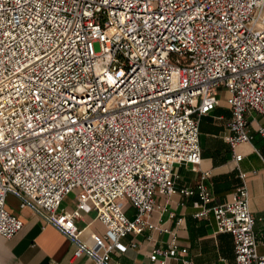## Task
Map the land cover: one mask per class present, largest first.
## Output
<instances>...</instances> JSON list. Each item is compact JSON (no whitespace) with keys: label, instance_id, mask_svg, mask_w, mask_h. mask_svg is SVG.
Listing matches in <instances>:
<instances>
[{"label":"built area","instance_id":"built-area-1","mask_svg":"<svg viewBox=\"0 0 264 264\" xmlns=\"http://www.w3.org/2000/svg\"><path fill=\"white\" fill-rule=\"evenodd\" d=\"M219 89L232 151L264 140V0H0V238L24 225L12 195L73 258L114 264L122 237L157 229V196L179 193L232 235L235 264H264L245 185L209 207L202 180L175 185L176 166L200 164V120ZM70 193L74 209L61 210ZM89 212L105 232L86 241L77 220ZM149 259L195 264L174 231Z\"/></svg>","mask_w":264,"mask_h":264},{"label":"crops","instance_id":"crops-1","mask_svg":"<svg viewBox=\"0 0 264 264\" xmlns=\"http://www.w3.org/2000/svg\"><path fill=\"white\" fill-rule=\"evenodd\" d=\"M227 91L219 89L218 104L208 115L203 116L199 125V144L201 161L198 167L191 165L176 166V188L193 187L200 180L212 192L213 199L209 206L224 203L236 190L245 185L249 195V208L254 215V232L257 250L264 256V140L255 134L251 142H242L232 151L225 141L226 124L231 112L226 103ZM259 122L262 120L257 117ZM234 154L242 155L239 161ZM204 172L208 176L201 178ZM241 173H245L241 177ZM197 195L184 197L179 193L169 198L157 196L158 204L163 208L153 212L151 221L157 229L145 230L138 235H126L120 243L125 251H113L114 264H160L151 261V250L164 246L169 238V231L177 235L181 247H186L188 256L195 264H235L233 237L227 232H218L212 213L206 217H195L199 210L195 206ZM76 195L70 193L61 202L60 209L72 211ZM126 214L132 217L134 209L121 201ZM7 209L22 219L23 228L13 237L0 238V264H94L86 256L72 257L73 245L56 228L44 223L30 209L20 208L18 200L6 197ZM77 225L83 228L82 237L91 241L96 233H104L105 228L95 218L93 212L82 214ZM168 264H181L171 259Z\"/></svg>","mask_w":264,"mask_h":264},{"label":"rangeland","instance_id":"rangeland-1","mask_svg":"<svg viewBox=\"0 0 264 264\" xmlns=\"http://www.w3.org/2000/svg\"><path fill=\"white\" fill-rule=\"evenodd\" d=\"M94 49H95V51L99 50V45L97 43L94 44Z\"/></svg>","mask_w":264,"mask_h":264}]
</instances>
